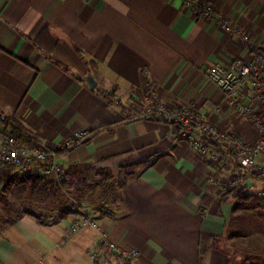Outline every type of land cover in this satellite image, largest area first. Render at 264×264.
I'll list each match as a JSON object with an SVG mask.
<instances>
[{
    "label": "crops",
    "instance_id": "crops-1",
    "mask_svg": "<svg viewBox=\"0 0 264 264\" xmlns=\"http://www.w3.org/2000/svg\"><path fill=\"white\" fill-rule=\"evenodd\" d=\"M197 1L212 4L250 40L225 33L182 0H0V129L50 148L80 130L92 133L58 154L63 189L39 164L3 178L6 194L21 185L39 193L42 206H57L56 214L70 206L100 225L68 235L80 213L48 224L54 217L24 211L0 229L3 264H96L101 231L136 252L131 264H264V227L246 224L264 218V178L222 194L209 178L241 175L230 153L213 161L174 124L140 117L157 95L168 107L193 106L221 130L258 140L205 72L259 49L264 0ZM6 116L19 123L5 126Z\"/></svg>",
    "mask_w": 264,
    "mask_h": 264
},
{
    "label": "built area",
    "instance_id": "built-area-1",
    "mask_svg": "<svg viewBox=\"0 0 264 264\" xmlns=\"http://www.w3.org/2000/svg\"><path fill=\"white\" fill-rule=\"evenodd\" d=\"M186 8L197 15L217 22L221 30L229 35L239 33L240 39L248 42L250 37L234 28L231 20L223 16L212 4L197 0H182ZM206 78L224 94V102L240 116L250 121L258 140L246 141L234 131L221 130L211 116L202 115L193 106L168 107L157 95H151L143 114L146 119H163L180 130L181 138L201 155L218 161L223 152L230 153L242 170L240 176L221 182L210 176L219 191L224 194L237 189L243 180L252 176L264 178V41L249 58H235L226 64L216 63L205 72ZM92 133L80 130L65 140L59 147L28 144L8 130L0 129V188L3 178H13L29 174L37 165L44 167L45 173L63 189L66 174L57 156L62 151H70L85 143ZM264 198V191L260 192ZM100 230L98 222L89 214L75 216L67 228L68 235L86 228ZM100 249L93 254L96 264H131L136 252L121 247L107 232L100 233Z\"/></svg>",
    "mask_w": 264,
    "mask_h": 264
},
{
    "label": "rangeland",
    "instance_id": "rangeland-1",
    "mask_svg": "<svg viewBox=\"0 0 264 264\" xmlns=\"http://www.w3.org/2000/svg\"><path fill=\"white\" fill-rule=\"evenodd\" d=\"M9 188L8 183H2L0 188V229L5 224L10 223L12 220L21 217L24 211H36L42 218L55 217L57 212V206L45 205L42 206L40 201L42 197L39 193H34L27 187H21L17 185L13 191V194L8 196L6 194ZM39 202V203H38ZM66 206L65 208H69ZM41 209V210H39ZM35 213V212H34ZM249 227L254 230H259L264 227V218L260 221L246 222Z\"/></svg>",
    "mask_w": 264,
    "mask_h": 264
},
{
    "label": "trees",
    "instance_id": "trees-1",
    "mask_svg": "<svg viewBox=\"0 0 264 264\" xmlns=\"http://www.w3.org/2000/svg\"><path fill=\"white\" fill-rule=\"evenodd\" d=\"M98 92L102 96H104L106 98H109L110 100H114L116 98V96H115L116 91L115 90L107 91V90H104V89H100L99 88L98 89ZM2 122L5 124V126H9L10 124H18L19 123V121L14 116H6V117H3L2 118ZM17 127H18V125H17ZM1 184H2V181H1ZM250 196L253 197V195H251V194H247V193H242L241 194V198H243V199H245L247 197H250ZM79 213H80L79 211L77 212L76 210L74 211L71 208H66V209L61 210L60 212H58L52 221L51 220H47L45 222V221L42 220L43 221L42 223L45 222V223H48V224H56V223L61 222L62 220L67 219L72 214H79ZM82 214L83 213L81 212L79 215H82ZM39 217H42V216H39ZM0 264H3V263L0 261Z\"/></svg>",
    "mask_w": 264,
    "mask_h": 264
},
{
    "label": "water",
    "instance_id": "water-1",
    "mask_svg": "<svg viewBox=\"0 0 264 264\" xmlns=\"http://www.w3.org/2000/svg\"><path fill=\"white\" fill-rule=\"evenodd\" d=\"M87 80H88V82H89V84L92 86V87H96V81L94 80V78L92 77V76H89L88 78H87Z\"/></svg>",
    "mask_w": 264,
    "mask_h": 264
}]
</instances>
